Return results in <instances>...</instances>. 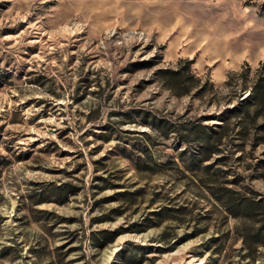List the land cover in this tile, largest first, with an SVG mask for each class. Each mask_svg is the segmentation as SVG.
Masks as SVG:
<instances>
[{
  "label": "rangeland",
  "instance_id": "374dc122",
  "mask_svg": "<svg viewBox=\"0 0 264 264\" xmlns=\"http://www.w3.org/2000/svg\"><path fill=\"white\" fill-rule=\"evenodd\" d=\"M261 75L264 0H0V264H264Z\"/></svg>",
  "mask_w": 264,
  "mask_h": 264
},
{
  "label": "trees",
  "instance_id": "16d2710c",
  "mask_svg": "<svg viewBox=\"0 0 264 264\" xmlns=\"http://www.w3.org/2000/svg\"><path fill=\"white\" fill-rule=\"evenodd\" d=\"M230 79V78H229ZM248 98H243L241 102L248 99L251 100H261L264 97V75L259 76L250 87L249 93L247 94Z\"/></svg>",
  "mask_w": 264,
  "mask_h": 264
}]
</instances>
